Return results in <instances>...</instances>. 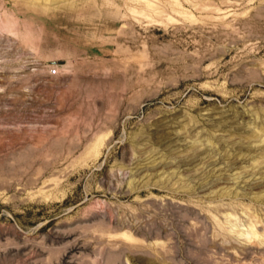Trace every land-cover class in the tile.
Segmentation results:
<instances>
[{"label":"rangeland","instance_id":"obj_1","mask_svg":"<svg viewBox=\"0 0 264 264\" xmlns=\"http://www.w3.org/2000/svg\"><path fill=\"white\" fill-rule=\"evenodd\" d=\"M0 264H264V0H0Z\"/></svg>","mask_w":264,"mask_h":264},{"label":"built area","instance_id":"obj_2","mask_svg":"<svg viewBox=\"0 0 264 264\" xmlns=\"http://www.w3.org/2000/svg\"><path fill=\"white\" fill-rule=\"evenodd\" d=\"M57 71H58L57 68H55V67L51 68V73H52V74H56Z\"/></svg>","mask_w":264,"mask_h":264},{"label":"bare ground","instance_id":"obj_3","mask_svg":"<svg viewBox=\"0 0 264 264\" xmlns=\"http://www.w3.org/2000/svg\"><path fill=\"white\" fill-rule=\"evenodd\" d=\"M127 233V232H126Z\"/></svg>","mask_w":264,"mask_h":264}]
</instances>
